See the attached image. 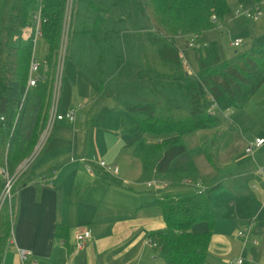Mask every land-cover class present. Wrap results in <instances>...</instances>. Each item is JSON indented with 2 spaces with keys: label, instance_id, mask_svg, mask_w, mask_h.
<instances>
[{
  "label": "trees",
  "instance_id": "trees-1",
  "mask_svg": "<svg viewBox=\"0 0 264 264\" xmlns=\"http://www.w3.org/2000/svg\"><path fill=\"white\" fill-rule=\"evenodd\" d=\"M229 1L0 0V172L7 168L14 173L47 126L67 26L65 62L95 83V101L114 99L136 122L131 127L121 118L123 136H140L123 150L141 161L139 183L157 179L165 184L163 191L154 192L159 195L152 203H142L162 210L165 228L148 236L158 257L165 264H209L214 226L225 212L213 205L211 195L221 185L206 188L192 161L182 169L172 163L186 153V137L218 128L226 112L244 109L264 85V45L222 60L216 43L202 42V35L214 26L211 11L223 21L239 6L251 4L254 13L263 9V0H235L233 7ZM39 14L49 57L41 69L45 79L27 91ZM243 19L250 26L254 22ZM193 36L199 43L197 74L187 70L178 46L182 38L189 48ZM214 104L215 112H210ZM218 142L217 136L204 142L210 166ZM61 167L53 165L44 177L54 176ZM28 176L19 180L13 205L6 204L0 213V262L12 246L18 193L32 181ZM3 187L0 175V194ZM200 223L207 231H192ZM65 229L58 225L57 237H65Z\"/></svg>",
  "mask_w": 264,
  "mask_h": 264
},
{
  "label": "crops",
  "instance_id": "crops-1",
  "mask_svg": "<svg viewBox=\"0 0 264 264\" xmlns=\"http://www.w3.org/2000/svg\"><path fill=\"white\" fill-rule=\"evenodd\" d=\"M251 6L247 4L243 7ZM253 100L244 109L253 107ZM60 109L67 113L74 108L69 105L63 110L61 96ZM78 114L74 123L65 120L56 124L53 143L58 142L52 143L47 150L44 148L27 172L32 181L19 189L14 240L4 256L5 264L19 262L18 249L32 252V260L36 264H165L148 238L150 233L165 228L162 210L157 206H142V203H152L159 193H152L153 190L139 183L142 164L134 169L133 175L128 171L122 175L119 169L124 160L130 161L133 166L141 161L123 151L126 145L113 161L119 169V177L103 174L96 164L102 158L101 153L114 157L122 146L125 136L121 133V120L117 139H111V146L103 152L99 148L97 134L94 139L91 138L89 121L86 120V125L83 121L79 123ZM82 126L89 128L88 134L86 138L78 139ZM216 131H199L195 135L205 138L204 142L214 136L219 141L220 134ZM259 138L264 137H255ZM244 146L246 149L247 145ZM245 155L247 160L239 162L234 169L235 174L230 171L227 176L231 180L233 195L230 198L233 202L214 226L209 264H235L236 258L245 259L244 264H264V175L257 170L258 165L264 166V147L255 152V161ZM215 156L214 166L220 159L219 152ZM87 163L95 167L94 175L87 171ZM56 164L62 165L61 169L50 178L44 177ZM214 166H208V173L214 172ZM196 167L202 183L204 174L197 164ZM122 181L127 183L123 185ZM216 184H220L221 188L223 181L218 180ZM217 190L211 195L214 206L213 194ZM58 225L65 226V237H57ZM250 226L257 245L251 242L245 244L237 237L242 227ZM79 230H89L91 239L82 251L72 254ZM10 250L14 254L8 261Z\"/></svg>",
  "mask_w": 264,
  "mask_h": 264
},
{
  "label": "rangeland",
  "instance_id": "rangeland-1",
  "mask_svg": "<svg viewBox=\"0 0 264 264\" xmlns=\"http://www.w3.org/2000/svg\"><path fill=\"white\" fill-rule=\"evenodd\" d=\"M235 3V0H230L229 6L233 7ZM262 8V17L258 20H254L251 26L245 22L243 18H235L233 15L226 16L223 21L217 20L214 23L213 28L207 30V32L202 35L203 44L208 45L209 43H216L222 60H230L239 50H247L253 46H263L264 0L262 2ZM211 13L212 15L210 19L212 21L213 17H217V14L212 11ZM28 33L29 31L27 30V34ZM193 38L188 39V41L191 42L194 40L196 44H199L198 39L195 38V36H193ZM237 39L242 40L243 44L235 49L232 47V43ZM185 43L186 40L182 38L178 40L179 48L185 53V61L189 72L197 74L200 67H198L195 48H186ZM34 57L38 64L46 65L49 57V49L43 37L37 38L34 47ZM62 64L63 79L60 88V99L62 96L63 110H65L69 105L72 108L79 110L78 122L81 123L83 121L86 125V120H88L89 128L91 130V138L94 139V136L97 134L99 148L103 152L104 150H108L111 146V139H117V135L120 131L121 117L124 116L128 121V125L131 127L135 125V120L111 98L95 102L96 88L93 81L73 63L64 61ZM57 73L56 75H58ZM252 103L254 105L253 107L249 106V108L242 109L237 112H228L225 118L223 117L219 127L216 128V132L220 134L218 145L220 159L215 163V173L212 170L211 173H208L209 171H207L209 165L204 156L205 138L199 137L200 135H195L198 137L196 140L194 135L186 137V153L181 155L179 159L172 163L173 168L180 169L184 168L190 161H192L195 165L197 164L199 170L204 174L203 180L201 181L206 188L212 187V185L217 183L218 180L223 181L222 187L213 194V202L216 208L224 211H227L228 207L233 202L230 198V196L233 195L231 180L227 178L229 172L232 171V175L235 174L236 171H234V169L237 164L242 160H247L244 145L246 144L248 146L249 144L254 143L255 137H264V87L259 90ZM78 126L80 129V125ZM82 128L83 130L77 135V138H86L89 128L87 126H82ZM54 129L52 130L47 144L45 145V150H47L48 146L53 143V136L56 137V130ZM139 137L140 136L138 134L134 136H125V138L121 141L122 146L118 148L114 157H109L108 155L101 153L102 158L100 160L105 161L109 166H114L115 162L113 161H115L116 155L122 150V148L131 142H134ZM146 138L149 139L148 137ZM57 142L58 140L54 143ZM140 164L141 163L137 161L135 166H133L130 164V161L127 162L124 160L122 167L119 169H121L122 175L126 173V171L133 175L134 169H136L138 165L140 166ZM33 165L34 163L31 166ZM99 170L102 171L103 174L107 175L104 169L100 168ZM120 180H123V178H120ZM152 190V193L157 192V188ZM194 229L195 231L199 230L200 232L207 231L204 223L198 224L192 229V231ZM242 229L244 228L242 227L241 230ZM13 254V250L8 252V261L11 260ZM236 259L238 261L240 258Z\"/></svg>",
  "mask_w": 264,
  "mask_h": 264
},
{
  "label": "built area",
  "instance_id": "built-area-1",
  "mask_svg": "<svg viewBox=\"0 0 264 264\" xmlns=\"http://www.w3.org/2000/svg\"><path fill=\"white\" fill-rule=\"evenodd\" d=\"M263 12L260 10L256 11L255 13L252 11V8H245L243 6H239L236 8V10L233 12V17H241L245 19H253V20H258L260 17H262ZM69 21V19H68ZM217 21V18L213 17L212 22L215 23ZM40 22H41V17L40 14L36 16V37H35V43L37 41L38 37H41V32H40ZM67 35H68V27L66 26V32L63 38V43H62V48L60 51V58H59V63H58V75L56 76V81H55V86H54V94H53V100H52V107L49 112V118L47 121V126L45 130L43 131L36 147L34 148L33 152L30 154L28 158H26L15 170L14 173H11L7 168H3L2 171L0 172V175L2 176L4 180V187L3 190L0 194V213L3 209V207L8 204L10 207L13 205L14 198L17 196L15 193V188L19 182V180L29 171L31 165L35 162V160L40 156V154L43 152L45 145L47 144V141L51 135L52 130L55 128L56 124L61 121H69L71 123L76 122L77 119V112L78 110L72 109L67 113L61 112L60 105H61V99H60V88H61V82H62V69H63V64L65 61L66 57V49H67ZM243 44V41L240 39H237L232 43V47L237 49L240 45ZM188 47L190 49H193L195 47H198V45L192 40L189 44ZM184 65L186 67V61H185V56H184ZM42 65L38 64L35 61V57L33 54L32 61H31V66H30V75H29V80H28V85H27V91L30 88L36 87L40 81L44 80L45 77L42 75L41 72ZM61 69V71H60ZM26 96L23 98V102L25 101ZM216 106L215 104L212 106V109H210V112L213 111L215 112ZM264 147V139H255L254 143L249 144L246 149H245V154L249 155L250 157L253 158L255 161V152L261 148ZM97 166L104 169L105 172L108 175L114 176V177H119V169L116 165L114 166H109L106 164L105 161L100 160L97 161ZM87 171L89 174L94 175L95 172V167L87 163L86 164ZM258 173L260 175H264V166L258 165L257 167ZM126 184L127 182L124 181ZM185 184H190V182H186ZM148 189L152 188H157V190H160L162 188H165V184L157 179H152L150 182L144 183ZM199 190L204 191L205 188L201 184L197 183L195 185ZM237 237H239L245 244L248 242H251L254 245H257L256 241L253 239V229L252 226L244 228L242 230H239L237 233ZM91 239V232L89 230H79L76 235H75V246L72 251V254H75L77 252L82 251L88 240ZM13 240H14V227L12 230L11 234V244L13 245ZM19 262L18 263H11V264H36L32 260V252L24 250V249H18L17 250ZM245 259H240L235 262V264H244ZM0 264H5V257L3 261L0 262Z\"/></svg>",
  "mask_w": 264,
  "mask_h": 264
}]
</instances>
